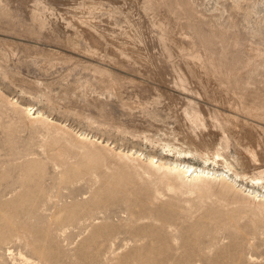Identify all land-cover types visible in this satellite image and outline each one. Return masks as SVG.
<instances>
[{
  "label": "rangeland",
  "instance_id": "obj_1",
  "mask_svg": "<svg viewBox=\"0 0 264 264\" xmlns=\"http://www.w3.org/2000/svg\"><path fill=\"white\" fill-rule=\"evenodd\" d=\"M153 1L0 0V264H264V202L126 155L224 172L264 195V120L209 134L199 121L226 90L188 57L264 54V0H189L190 16ZM192 24L239 48L205 46ZM261 70L244 93L263 88Z\"/></svg>",
  "mask_w": 264,
  "mask_h": 264
},
{
  "label": "bare ground",
  "instance_id": "obj_2",
  "mask_svg": "<svg viewBox=\"0 0 264 264\" xmlns=\"http://www.w3.org/2000/svg\"><path fill=\"white\" fill-rule=\"evenodd\" d=\"M148 1V0H147ZM155 1V0H154ZM153 1V2H154ZM160 1V0H159ZM164 1V0H162ZM171 1V0H170ZM189 0H174V8L175 7H179V8H183L185 13H187L189 16L190 15H195L193 10L191 9V6L188 5V3L190 2H187ZM5 2V1H4ZM161 2V1H160ZM173 2V1H172ZM6 3V2H5ZM4 3V4H5ZM165 3V1H164ZM162 3V5L164 4ZM158 4V3H157ZM157 6V5H156ZM169 6V5H168ZM158 7V6H157ZM171 7V6H170ZM84 8V7H83ZM165 8H166V5H165ZM168 8V7H167ZM178 8V9H179ZM193 8V6H192ZM169 10V9H167ZM173 10V9H172ZM176 10V9H175ZM11 11V10H10ZM180 11V10H179ZM182 11V10H181ZM197 11V10H195ZM173 12V11H172ZM175 12V11H174ZM178 12V11H177ZM32 13V12H31ZM183 13V12H181ZM186 15V14H185ZM7 17V16H6ZM184 17V15H183ZM192 17V16H191ZM195 17V16H194ZM192 17V18H194ZM173 18V17H172ZM185 18V17H184ZM201 18V16H200ZM189 21H190V18H189ZM195 22V21H194ZM193 22V23H194ZM203 24V23H202ZM194 25L196 24H192V28H194L193 30H195V36L197 37L196 40H198L199 42L201 43H205V46H207L208 43H214L215 40H219L221 43H220V46L219 48L217 49V52L220 51V53L224 52V48L225 46L228 44H232L231 47L235 44H239L240 42V39L235 35V34H231V35H227L225 33V30L224 29H218L219 26H217L216 28L218 29V32H217V36H215V33L213 32V29L214 27H212L210 30V32L208 33H204L202 32L203 30L195 27ZM200 25V24H199ZM228 25V24H226ZM9 26V25H8ZM211 26V25H210ZM222 26V24L220 25ZM232 26V25H231ZM206 27V26H205ZM234 27V26H233ZM220 28V27H219ZM24 29V28H23ZM22 29V30H23ZM29 31L30 34H35V35H38L41 36V38L44 36V33L42 31V27L41 25L39 24H32L29 28ZM92 29V28H91ZM203 29V27H202ZM228 29V27H227ZM231 29V28H230ZM236 29V27H235ZM232 30V29H231ZM217 31V30H215ZM230 31V30H229ZM238 31V30H237ZM236 31V32H237ZM17 32V31H16ZM27 32V31H26ZM235 32V31H234ZM232 32V33H234ZM24 33V32H23ZM18 34V33H17ZM29 34V33H28ZM29 34V35H30ZM27 35V34H26ZM49 37V34L45 35V37ZM52 36V35H51ZM50 36V37H51ZM55 36V35H54ZM52 36V38L55 39V37ZM49 37V38H50ZM230 37V38H229ZM57 38V36H56ZM44 39V38H43ZM47 39V38H46ZM44 39V40H46ZM182 39V38H181ZM48 40V39H47ZM194 40V39H193ZM49 42V41H48ZM58 42V41H57ZM196 42V41H195ZM216 42V41H215ZM242 42V41H241ZM59 43V42H58ZM192 43V42H191ZM212 43V44H213ZM245 43V42H244ZM193 44V43H192ZM209 45V44H208ZM219 45V44H218ZM240 45V44H239ZM54 46H57L54 45ZM194 46V45H192ZM201 46V45H200ZM217 46V45H216ZM230 46V45H229ZM209 47V46H208ZM214 47V46H213ZM228 47V46H226ZM238 47V45H236V48ZM262 47V46H261ZM184 48V47H183ZM239 48V47H238ZM260 48V47H259ZM120 49V48H119ZM188 49V48H187ZM229 49V48H228ZM232 49V48H231ZM235 49V47H234ZM97 49H95L93 52H97L96 51ZM182 50V49H181ZM180 50V51H181ZM261 50V48H260ZM216 51V50H215ZM227 51V49H226ZM225 51V52H226ZM238 51V50H237ZM92 52V53H93ZM234 52V51H233ZM91 53V52H90ZM98 53V52H97ZM204 53V52H203ZM181 54V53H180ZM245 54V53H244ZM92 55V54H91ZM96 55V53H95ZM98 55V54H97ZM190 56L189 59L191 58L193 61L196 59V60H200V64L201 67L203 66L204 69L206 71H209L212 73V75L215 78V80L217 79V85L219 84V87H221L222 89L226 90V92L229 91V94L227 95L226 92L222 94V91L219 89L218 90V93L216 95H212V100L216 101L219 103V105L217 104V108L218 111H220V113L222 112L221 115H223V118L218 119V117L220 116V113L217 114L219 115L217 117V115H214L213 114V110L211 111V113H209V110L206 111L205 109V112H204V116L206 117L204 120V122H200L199 121V124L202 126H205L207 128V131L209 134H212L213 136H216V135H222L223 136H226L227 132H226V128L230 127V125H235V124H241L242 126H246L248 127L249 125H251V119L252 115H256L258 116L259 118H261V120H264V83H263V88H259V87H255V85L253 87H249L248 90H246V92L244 93V90H242V83L241 82V79L244 78L247 74H251L253 72H255L256 70V67H257V63H261L262 66H263V70H264V54L258 50V48L256 47L255 49H253L251 52L247 53V55L242 59V60H238V59H235L233 58V60H231L230 58L229 59H221V58H218L219 56H201L200 53H196V54H189ZM243 55V54H242ZM235 56V55H234ZM241 58V57H240ZM195 60V61H196ZM113 61V60H112ZM196 63H198V61H196ZM192 64V63H191ZM242 66H245L246 69L243 71V69H241L242 71H240V68ZM243 68V67H242ZM179 70V69H178ZM204 70V71H205ZM261 70V71H263ZM194 72V71H193ZM210 73V74H211ZM263 74V73H262ZM208 75V74H207ZM260 75V74H259ZM206 76V75H205ZM212 76V77H213ZM177 81H179L178 83L179 84H182V78L181 76L177 75ZM196 77V76H194ZM209 78V77H208ZM255 78V77H254ZM263 78H264V74H263ZM170 79V78H169ZM213 79V78H212ZM210 80V79H208ZM207 80V81H208ZM214 80V79H213ZM251 80V79H250ZM128 81V80H127ZM175 81V80H174ZM176 81V82H177ZM249 81V79H248ZM254 81H256V79H254ZM122 82V81H121ZM256 82H259L258 80ZM262 82H264V80H262ZM244 83H245V80H244ZM251 85L254 84V83H250ZM121 85V84H120ZM221 85V86H220ZM115 86H119V81H116V82H113L112 83V87L114 88ZM175 86V85H174ZM118 89V88H116ZM182 89V88H181ZM247 89V88H246ZM249 89L252 90V92L260 95H252L249 94L248 95V91ZM119 90V89H118ZM250 90V91H251ZM202 91H205V88H203ZM249 91V92H250ZM209 93V92H208ZM204 94V93H203ZM200 95V94H199ZM203 96V95H202ZM210 96V95H209ZM97 99V98H96ZM211 99V98H210ZM135 101V100H134ZM141 101V100H140ZM219 101H223V102H219ZM131 102V101H130ZM213 102V101H212ZM225 102V103H224ZM140 103V102H139ZM127 104V103H126ZM104 105V104H103ZM199 105V104H198ZM214 105V104H212ZM130 106V105H129ZM133 106V104H132ZM203 106V105H202ZM123 107V106H122ZM134 107V106H133ZM200 107V106H199ZM206 107V106H205ZM130 108V107H129ZM202 108V107H201ZM207 108V107H206ZM117 109V108H116ZM208 109V108H207ZM211 109V108H210ZM30 109H27V111H29ZM123 110V109H122ZM132 109H129L128 111L131 112ZM199 110V109H198ZM196 109V111H198ZM202 111V110H200ZM204 111V110H203ZM202 111V112H203ZM118 112V111H117ZM132 113V112H131ZM185 113V112H184ZM183 113V114H184ZM195 113V112H194ZM198 112H196L194 114V117L198 120L199 119V114H197ZM201 113V112H200ZM217 113V112H216ZM215 113V114H216ZM128 114V113H127ZM31 115H33L32 118H40L42 117V114H41V111H34L31 113ZM201 115V114H200ZM90 116V115H89ZM92 116V115H91ZM132 116V115H131ZM184 117V116H183ZM94 118V117H93ZM92 118V120H94ZM220 118V117H219ZM88 119V118H87ZM131 119V118H130ZM128 119V120H130ZM112 121V120H111ZM217 121L220 122V124L217 123ZM256 121V120H255ZM118 124V123H117ZM113 125V124H112ZM119 126V125H118ZM232 128H235L234 126ZM250 128V127H249ZM230 129V128H229ZM205 130V129H203ZM233 130V129H232ZM229 131V130H228ZM203 133V132H202ZM207 133V132H206ZM207 133V134H208ZM77 136L82 139V140H91L89 139L88 137V134L86 135V133H76ZM212 136V137H213ZM92 137V136H91ZM203 137V136H202ZM195 138V137H194ZM220 138V137H219ZM95 139V138H94ZM199 139V138H198ZM210 139V138H209ZM206 140V138H205ZM261 140V139H260ZM92 142H96V143H100V142H97V140H91ZM217 141V140H216ZM205 142V141H204ZM207 142V141H206ZM211 143V142H210ZM200 144V143H199ZM207 144V143H206ZM205 145V144H203ZM207 146V145H206ZM208 146H209V143H208ZM204 147V146H203ZM214 147V146H213ZM200 149V148H199ZM202 149V148H201ZM204 150V149H203ZM202 150V151H203ZM214 150V149H212ZM210 151H211V148H210ZM246 151V150H245ZM120 153V151H118ZM198 152V151H197ZM213 152V151H212ZM218 152V151H217ZM216 151L213 152V155L214 157H220L219 156V152L217 153ZM137 154L135 158L137 159H142L143 157L146 158L147 160V163L151 166H154V165H157V167H160L163 168L162 171H165V169L169 172L172 171V172H178L180 174V177H182V179H186V180H190L192 181V183H195L193 181H196V180H213V181H225V182H228L229 183V186L230 187H233L235 189H237L238 191H240L241 193H243L242 195H245L247 197H249L250 199H254V200H257V201H261V202H264V195L258 193L257 191L255 190H252L250 188H246L244 187L243 185L237 183V181L235 179H232V178H229L228 175L224 172H217V171H212V170H209V169H206V168H199V167H194L193 165H190V164H187V163H184V162H181V161H178V160H174V161H164L162 159H159V158H156L155 156H144L142 153H137V152H128L126 155H130L132 156L133 154ZM211 153V152H210ZM247 153V151H246ZM125 154V153H124ZM200 154H201V151H200ZM207 154H208V151H207ZM211 155V154H209ZM207 156V155H206ZM250 160H254L256 156H254V154H248ZM212 158V156H210ZM209 158V157H208ZM248 158V160H249ZM214 160V159H212ZM224 160V159H223ZM225 162V161H224ZM226 168L229 169V170H232L231 166L229 164L226 163ZM155 167V166H154ZM232 172V171H231ZM234 172V171H233ZM237 174V172H235ZM233 173V174H235ZM178 174V175H179ZM237 176V175H236ZM256 179H259V178H256ZM206 181V182H207Z\"/></svg>",
  "mask_w": 264,
  "mask_h": 264
}]
</instances>
